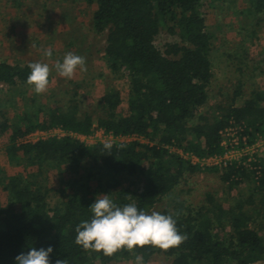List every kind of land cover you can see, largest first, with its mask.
I'll use <instances>...</instances> for the list:
<instances>
[{
	"label": "trees",
	"instance_id": "obj_1",
	"mask_svg": "<svg viewBox=\"0 0 264 264\" xmlns=\"http://www.w3.org/2000/svg\"><path fill=\"white\" fill-rule=\"evenodd\" d=\"M79 1L95 9L90 22L92 34L106 37V63L114 73L124 70L130 78L128 112L121 109L120 93L114 90L105 93L97 110L84 113L82 102L76 99L65 105L53 99L58 85L49 90L51 96L43 102L42 95L27 84L31 72L28 65L36 61L22 63L13 53L2 55L11 48L0 37V85L10 92L9 99L0 97V139H9L6 154L15 169L13 174L0 169V190L8 196L6 205L0 204V264H16L15 258L31 247H52L51 264L57 259L68 264H110L120 256L137 255L145 261L163 255L172 259V264H263L264 171L257 178L236 165L220 169L222 180L230 188L244 181L254 185L247 197L235 199L234 207L225 210L214 205L210 208L216 211L211 215L205 207H184L176 202L173 212L165 209L161 213L173 214L179 232L187 236L179 247L167 251L151 246L132 251L124 248L105 256L85 251L75 243V229L93 218L90 206L97 196L107 194L119 207L134 203L138 210L151 214L186 174L198 171L166 146L177 145L200 157L220 154V132L232 119L245 126L251 138L264 136V89L243 98L244 91L238 87L226 108L218 106L219 115L197 118L209 100L213 78L215 35L207 28L203 7L217 0ZM245 1L248 13L256 17L261 14L260 20H264V0ZM61 17L73 27L77 15L65 11ZM17 19L19 16L10 21ZM162 29L181 41L167 45L165 54L155 44ZM74 34L68 40L54 37L52 42L69 49L81 44ZM51 50L56 57V50ZM52 80L49 76V86ZM53 129L69 134L23 141L36 131ZM97 129L115 137H143L149 142L113 144L108 153L104 143L88 145L72 135L88 136ZM261 165L264 169V158ZM30 168L35 171L29 172ZM53 172L61 178L58 193L62 201L51 208L47 196ZM139 184H143L142 189ZM207 198L210 204L215 202L211 195ZM229 228L231 232H227Z\"/></svg>",
	"mask_w": 264,
	"mask_h": 264
},
{
	"label": "rangeland",
	"instance_id": "obj_2",
	"mask_svg": "<svg viewBox=\"0 0 264 264\" xmlns=\"http://www.w3.org/2000/svg\"><path fill=\"white\" fill-rule=\"evenodd\" d=\"M247 8L249 7L245 0H217L212 6L205 5L203 7L207 28L215 35L211 53L213 78L208 88L209 100L199 109L197 118L219 115L218 106L226 108L238 87L244 91L243 98H249L255 90L264 89V20H260L261 14L257 17L249 14ZM65 11L77 15L73 27L69 21L62 19L61 16ZM94 11V8H87L86 4L79 0H0V37H4L6 43L10 44L6 46L11 48V50L6 49L2 55L8 56V53H13V56L22 63L32 59L49 65L50 76L53 80L47 91L41 94L43 102H47V96H51L49 90L53 91L58 85L59 88L57 87L53 92L56 94L53 99L60 101L63 105L76 99L82 102V113H84L88 110H97L98 103L105 93L114 90L120 93L121 109L127 113V101L131 89L130 78L124 70L114 73L106 63L104 59L106 37L105 35L92 34L90 22ZM18 16L19 19L10 21V18ZM71 21L73 22V20ZM12 25L14 26L11 27ZM74 31L73 38H79L81 44H75L74 47L66 49L64 45L63 48L61 44L52 42L53 38L57 36H65L62 40H68V38H72ZM67 33L69 34L67 35ZM13 42H16L17 45ZM173 43H181L180 38L171 35L165 29L161 30L155 42L163 54L167 50V45ZM48 48L56 50V57L49 58L43 54V50ZM69 52L86 59L87 70L81 71L77 68L72 79L61 77L55 69L56 61L62 62L65 54ZM6 87L0 85L2 99H9L10 92H7ZM67 90L69 91L68 95ZM74 92L78 94L74 95ZM9 111L13 114L10 117H13V110L9 109ZM91 114L98 118L96 112H91ZM53 136L62 137L64 132L53 129L45 135H33L24 138L23 141L36 142L39 139ZM76 137L88 145L105 141H110L112 144L131 141L149 142L143 137H115L105 133L103 129H97L88 136L76 135ZM7 143H9V139L5 137L0 139V169L5 173L13 174L15 169L9 164L6 154ZM166 148L170 153L177 154L190 165L182 148L177 145L166 146ZM260 155L264 157V146ZM197 169L198 171L195 173L186 174L181 183L163 198L152 209V212L163 213L165 209L173 212L176 202H180L184 207L192 206L199 209L205 207L213 215L216 208L210 207L219 204L228 210L230 207H234L235 199L245 198L252 192L254 184L247 181L230 188V185L222 180V171L218 168L203 170L197 167ZM31 171L35 170L30 168L29 172ZM139 186L142 189L143 184H139ZM60 187L61 178L56 176V172H53L50 176L51 190L47 196V204L51 208L61 204V195L58 193ZM207 195L214 198L213 204L208 202ZM7 197V193L0 190L1 205H6ZM219 231L224 232L222 229ZM231 231L232 228L227 230V232ZM261 234L264 237V229ZM110 264H135V258L120 256ZM142 264H172V259L156 255L149 261L142 259Z\"/></svg>",
	"mask_w": 264,
	"mask_h": 264
},
{
	"label": "clouds",
	"instance_id": "obj_3",
	"mask_svg": "<svg viewBox=\"0 0 264 264\" xmlns=\"http://www.w3.org/2000/svg\"><path fill=\"white\" fill-rule=\"evenodd\" d=\"M46 57H52L51 48L43 50ZM31 69L27 77V84L36 94L47 91L49 86L50 67L46 63L33 62L28 65ZM77 68L86 71V59L74 53H66L63 61H56V72L64 78L72 79ZM103 148L110 153L113 144L105 141ZM93 218L81 222L75 229V243L85 251L102 252L105 256H112L121 249H133L145 246L167 251L179 247L186 239L177 228V221L173 214L164 215L153 211L148 214L138 210L137 206L127 204L117 206L107 194L97 196L90 206ZM175 215H179L176 213ZM52 247L37 250L35 247L26 253H21L16 264H51ZM56 264H68L65 259H57ZM135 264H142V257H135Z\"/></svg>",
	"mask_w": 264,
	"mask_h": 264
},
{
	"label": "built area",
	"instance_id": "obj_4",
	"mask_svg": "<svg viewBox=\"0 0 264 264\" xmlns=\"http://www.w3.org/2000/svg\"><path fill=\"white\" fill-rule=\"evenodd\" d=\"M246 130L245 126L237 125L232 119L230 125L220 132L221 146L223 147V151L220 154L200 157L193 152H185L186 160L190 161V165L192 164V166L199 167L203 170L211 168L229 169L233 165H236L237 167L242 166L248 171H252L256 177L259 178L264 171L261 165L262 158L264 157L260 155L264 146V136L258 135L255 138H251L246 133ZM58 131L63 130L58 129ZM63 132L65 136L67 132ZM47 133H49V131H36L27 137L29 138L33 135H45ZM111 135L113 136V134ZM74 137H76V135ZM25 142L28 143L34 141Z\"/></svg>",
	"mask_w": 264,
	"mask_h": 264
}]
</instances>
